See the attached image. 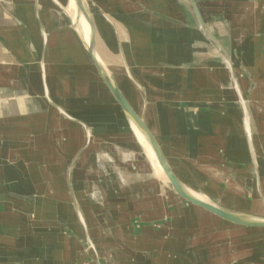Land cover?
<instances>
[{
    "label": "crops",
    "instance_id": "obj_1",
    "mask_svg": "<svg viewBox=\"0 0 264 264\" xmlns=\"http://www.w3.org/2000/svg\"><path fill=\"white\" fill-rule=\"evenodd\" d=\"M84 1L108 75L180 183L251 214L240 202L260 192L264 0H193L208 34L188 0ZM70 3L0 0V264H262L264 240L250 243L264 229L158 175Z\"/></svg>",
    "mask_w": 264,
    "mask_h": 264
},
{
    "label": "water",
    "instance_id": "obj_2",
    "mask_svg": "<svg viewBox=\"0 0 264 264\" xmlns=\"http://www.w3.org/2000/svg\"><path fill=\"white\" fill-rule=\"evenodd\" d=\"M188 1L191 3V5L194 9L202 29L208 34L207 29H206L205 24L202 20V17L200 15V12L198 10L196 3L193 0H188ZM74 2L76 4L78 13H81L83 15V17L86 19L87 23L90 26L89 42H86V40L80 34V32L78 30L77 31H78L79 35L81 36L83 43H84L89 55L91 56L101 79L103 80V82L105 83V85L107 86V88L109 89V91L111 92V94L113 95V97L115 98V100L117 101V103L119 104L121 109L123 110L126 117L130 121L134 122L139 127V129L142 131V133L144 134V136L148 140L150 146L152 147L153 151L156 154L157 159L160 162V166L162 167L164 174L166 175V178L168 179V182L170 183V185H171L172 189L175 191V193L178 194L182 199H184L188 203L196 205L197 207H200L206 211H210L211 213H213V214L217 215L218 217L225 219L229 222L240 224V225H245L246 227L264 229V223H262V222L256 223V222L249 221L246 219V217H248V216H244L241 214L235 215V214L226 212L223 209H220L214 205H210L209 203L198 200L193 195H191V193H189V191L180 183V181L178 180V178L174 174L173 170L169 166L167 160L165 159L159 145L157 144L156 140L154 139V137H153L152 133L150 132V130L148 129L147 125L145 124L143 119L133 110V108L129 105V103L124 99V97L122 96V94L118 90L117 86L115 85V83L113 82L111 77L108 75V73H107L98 53H97V50H96L94 25H93L90 13L88 11V7H87L86 2L84 0H74ZM73 23H74V21H73ZM233 81H234L236 87L238 88L237 80H236L234 75H233Z\"/></svg>",
    "mask_w": 264,
    "mask_h": 264
},
{
    "label": "bare ground",
    "instance_id": "obj_3",
    "mask_svg": "<svg viewBox=\"0 0 264 264\" xmlns=\"http://www.w3.org/2000/svg\"><path fill=\"white\" fill-rule=\"evenodd\" d=\"M70 8H72L73 10V19H74V26L75 28L77 29V26H76V22H75V17L78 16V22L80 23V25H82V28H81V31H82V36L84 37V39L86 40V42H89V39H90V26L89 24L87 23L86 19L83 17V15L81 13H78V10H77V7H76V4L74 2V0H71V3H70ZM104 65V64H103ZM235 85V83H234ZM118 88V87H117ZM235 88H236V91L237 93H239L238 91V88L236 87L235 85ZM119 90V89H118ZM120 91V90H119ZM121 93V91H120ZM122 94V93H121ZM123 96V95H122ZM124 97V96H123ZM240 97V100L242 101V97ZM125 99V98H124ZM126 100V99H125ZM127 101V100H126ZM130 105V104H129ZM130 124L132 126V128L134 129L135 133L138 135V137L143 141L145 147L148 149V153L150 155V158L152 159L155 167H156V171L158 173V175L160 177H162L168 184L169 186L171 187L170 183L168 182V179L166 178V175L164 174V171L162 169V167L160 166V162L159 160L157 159L156 157V154L155 152L153 151L152 147L150 146L148 140L146 139V137L144 136V134L142 133V131L139 129V127L132 121H130ZM154 137V136H153ZM155 139V138H154ZM157 142V141H156ZM158 144V143H157ZM160 147V146H159ZM161 149V148H160ZM162 151V150H161ZM163 153V152H162ZM164 155V154H163ZM165 157V156H164ZM166 159V158H165ZM257 155L255 156V166H257L256 168V171H258V178H259V182H260V185H259V188H260V192L258 193V196L256 195V197H258V199H260L261 202L264 203V194L262 193V187H261V180H260V168H259V164L257 162ZM262 160H264V157H262ZM172 188V187H171ZM189 193H191V195H193L195 198H197L198 200H201L203 202H206V203H209L210 205H213L208 199H206L204 196L202 195H199V194H196V193H193L191 191H189ZM178 195V194H177ZM179 196V195H178ZM180 197V196H179ZM196 206V205H195ZM215 206V205H214ZM217 207V206H216ZM219 208V207H218ZM221 209V208H220ZM224 210V209H223ZM226 212H229V213H232V214H235V215H244V216H248L246 217L247 220L249 221H252V222H256V223H264V212L263 211H260V212H251V211H247V212H250L251 214L249 215H246V214H242V213H238L236 211H230V210H224ZM209 213H211L210 211H208ZM213 214V213H211ZM215 215V214H213ZM216 217H218L217 215H215ZM220 218V217H218ZM222 219V218H220ZM223 221H226L228 223H231L233 225H237V226H241V227H246L245 225H240V224H236V223H232V222H229L225 219H222ZM253 228V227H251Z\"/></svg>",
    "mask_w": 264,
    "mask_h": 264
},
{
    "label": "rangeland",
    "instance_id": "obj_4",
    "mask_svg": "<svg viewBox=\"0 0 264 264\" xmlns=\"http://www.w3.org/2000/svg\"><path fill=\"white\" fill-rule=\"evenodd\" d=\"M257 115V114H256ZM259 123V122H258ZM260 129V128H259ZM261 131V129L259 130V132ZM260 155H261V157H264V154H263V152L262 151H260ZM132 156L133 157H135V155L134 154H132ZM260 160V172H261V177H262V180L264 181V160H262V159H259ZM96 199V201L97 202H102V203H104V201L102 200V198L101 197H99V196H94ZM241 197V196H240ZM241 198H244L245 200H247L244 196L243 197H241ZM250 201H252L251 203H250V206L248 205H244V204H248L249 202H246V201H244V202H240V204H243V205H240V206H242V208L245 210V211H255V212H260V211H262L261 209H260V205H261V201H260V199H258V198H255V199H253V200H250ZM264 212V211H263ZM241 227V226H240ZM244 229H246V228H244ZM243 236L244 234H243V232H240V231H236L234 234H232L231 235V239L233 240V242H239L240 240H241V238L239 239V237L240 236ZM239 236V237H238ZM225 237L224 236H222L221 234H220V236H219V241L218 242H223V241H225ZM239 239V240H238ZM238 240V241H237ZM262 240H264V232H262V233H260V234H257V232H255V231H253V232H251V243L250 244H252V243H254L255 241H262ZM232 252L233 253H235V257H234V255H232L234 258H236V259H238L239 257H237L238 256V254H239V251H238V248L237 247H235V248H233L232 249ZM258 255L260 256V254L258 253ZM256 257H258V256H256ZM262 264H264V262H262Z\"/></svg>",
    "mask_w": 264,
    "mask_h": 264
}]
</instances>
